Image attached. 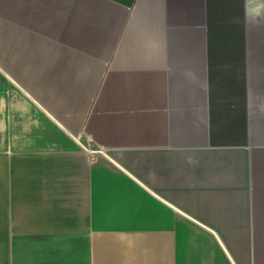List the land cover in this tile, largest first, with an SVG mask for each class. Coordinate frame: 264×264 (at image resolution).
Masks as SVG:
<instances>
[{
	"label": "crops",
	"instance_id": "1",
	"mask_svg": "<svg viewBox=\"0 0 264 264\" xmlns=\"http://www.w3.org/2000/svg\"><path fill=\"white\" fill-rule=\"evenodd\" d=\"M0 97L47 154H0L14 263L235 264L194 207L264 196V0H0ZM236 213L264 264V209Z\"/></svg>",
	"mask_w": 264,
	"mask_h": 264
},
{
	"label": "rangeland",
	"instance_id": "2",
	"mask_svg": "<svg viewBox=\"0 0 264 264\" xmlns=\"http://www.w3.org/2000/svg\"><path fill=\"white\" fill-rule=\"evenodd\" d=\"M3 98L0 97V108L3 107ZM2 129L1 134H5L6 124L5 121H2ZM9 123V122H8ZM20 137V136H19ZM19 139L15 138V136L12 135H3L0 137V147H2V150H0V154L3 159V163L6 167H9L8 174H13L14 167L13 163L15 160H35V159H46L47 154L44 153H35V154H29V153H15L16 148H14V140ZM79 141L84 143L85 148L88 149L91 152L97 151L96 148H94L86 137L79 138ZM15 151V152H14ZM10 180V179H9ZM13 185L11 184V187L8 189L5 194L6 205H11L13 207ZM198 204L194 207L195 212L197 213L202 212L205 214H208L210 216V225H215L219 228V232L221 233L222 241H224L226 249L229 251L231 257L233 258V261L235 264H250V256L252 253V230H249L248 228V218L246 217V214H239L236 212H246L253 211L254 209L261 210L264 209V196L260 197H244V198H228V199H212V200H197ZM186 202V201H185ZM191 203L192 201H188ZM196 203V201H194ZM4 204V200L1 199L0 196V213L5 212H15L13 209L6 210ZM262 219V218H261ZM261 219L256 218L255 224H258V221L260 222ZM0 231L4 230L3 232H0V246L4 245L5 241L7 244L4 245V250L6 252V255L4 258L2 255H0V263L1 264H16L14 263V252L11 247H8L7 245L9 242L15 241L18 237L21 238V236H27L28 233L25 231H21L19 233H7L5 226L7 223V218L0 215ZM8 224V223H7ZM261 225V224H260ZM6 230V231H5ZM5 232V237L2 233ZM3 248V247H2ZM242 258V259H241ZM5 259V260H4ZM2 260V262H1ZM3 261H5L3 263Z\"/></svg>",
	"mask_w": 264,
	"mask_h": 264
},
{
	"label": "bare ground",
	"instance_id": "3",
	"mask_svg": "<svg viewBox=\"0 0 264 264\" xmlns=\"http://www.w3.org/2000/svg\"><path fill=\"white\" fill-rule=\"evenodd\" d=\"M1 127H2V123H0V129H1Z\"/></svg>",
	"mask_w": 264,
	"mask_h": 264
}]
</instances>
